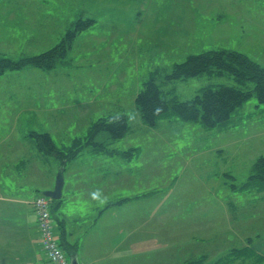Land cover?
<instances>
[{"label": "rangeland", "instance_id": "1", "mask_svg": "<svg viewBox=\"0 0 264 264\" xmlns=\"http://www.w3.org/2000/svg\"><path fill=\"white\" fill-rule=\"evenodd\" d=\"M80 20L95 23L77 36L65 63L52 71L26 68L0 77V127L6 128L1 131L17 139L27 132L33 142V134L48 132L63 152L94 141L69 166L77 189L98 181L96 165L88 166L93 146L102 143L101 154L113 158L103 174L129 199L115 209L114 227L137 230L127 245L139 239L141 264H185L201 256L205 264H243L231 260V249L242 236L247 241L264 236V213H256L253 203L259 186L243 188L264 157V104L253 96L215 129L174 115L150 128L135 98L153 76L167 100L180 102L206 87L238 86L217 73L163 82L192 55L237 52L264 67V0H0V58L17 61L53 49ZM122 116L130 124L123 139L105 132L91 138L95 124ZM133 148L137 152L129 160L115 154ZM137 194L148 196L135 199ZM222 197L234 208L230 214ZM259 206L264 212V203ZM234 217L244 226L251 219L248 229H237L238 242ZM56 234L58 240L57 229Z\"/></svg>", "mask_w": 264, "mask_h": 264}, {"label": "crops", "instance_id": "2", "mask_svg": "<svg viewBox=\"0 0 264 264\" xmlns=\"http://www.w3.org/2000/svg\"><path fill=\"white\" fill-rule=\"evenodd\" d=\"M2 120L3 117H0V122ZM2 129L6 128L0 127V264H50L44 254L42 256L40 253L38 218L33 202L43 192L54 189L56 176L61 169L65 178L63 195L60 201L52 202L51 212L57 233L59 232L58 239L68 244L66 253L69 260L74 258L77 264H141L145 261L139 259V239L136 240V246L134 242L130 247L127 245V239L130 237L134 241L132 236L138 235L137 230L124 233L122 228L114 227L117 222L115 209L122 208L129 199L124 198L122 189L112 188L107 181L109 176L103 174V170L107 165H111L113 158L101 154L99 149L102 143L97 144L100 147L93 146L96 149L91 152L95 157L92 158L93 165L88 166L91 168L96 165L98 181L90 187L85 183L81 186L85 187L84 189H77L79 182L69 166L76 162L79 156L84 155V149L76 159L63 165L58 156L44 155L32 138H29V133H18L20 138L17 139L15 133L1 131ZM45 134L51 137L48 132ZM61 145L65 147V144L59 146ZM89 158L88 151L86 159ZM263 192H257L255 199L258 202H253L258 204L256 213H264L259 206L264 203V195L260 196ZM147 196L137 194L134 198ZM118 197L119 200L114 201V198ZM215 200L218 201L219 198ZM222 201L225 211L230 214L234 208L229 206L224 197ZM185 213L188 215L187 211ZM176 215L177 218L180 217L178 210ZM231 221L236 222L233 234L234 240L237 241L235 238L241 235L237 229H248V221L250 224L251 219L245 226L239 224L237 217ZM240 241L231 249L237 252H234L237 259L243 264L247 262V258L264 264V236L248 241L242 236Z\"/></svg>", "mask_w": 264, "mask_h": 264}, {"label": "trees", "instance_id": "3", "mask_svg": "<svg viewBox=\"0 0 264 264\" xmlns=\"http://www.w3.org/2000/svg\"><path fill=\"white\" fill-rule=\"evenodd\" d=\"M94 23L95 21L93 20L78 21L60 44L42 54L24 57L17 61L5 57L0 58V77L7 73L20 72L26 68L43 71L54 70L60 63H65L77 36L90 29ZM213 73H217L220 76L228 75L234 78L238 86L220 85L216 88L206 87L192 100L180 102L165 98L166 93L157 84L156 76L148 79L144 83L143 89L135 98V105L144 125L156 128L162 119L169 115H174L183 122L200 123L206 129H215L227 124L232 119V116L251 100L253 96L256 97L258 104H264V67L255 63L246 55L237 52L213 51L197 56H189L185 62L176 65L173 71L165 76L163 82L189 80ZM249 84L254 86L253 90L250 89ZM89 130L91 138H93L94 134L105 132L113 140H119L129 133L130 124L125 116L114 117L112 119L101 120ZM32 137L35 138L34 143L44 155L58 156L63 165L76 159L85 147L94 143L90 139L86 140L84 144L81 141L74 148L72 147L69 151L63 152L61 148L56 146L48 134H33ZM100 146L99 151H105L103 145ZM136 152L137 149L133 148L129 152L120 154L115 152V154L129 160ZM252 184H258V192L264 191V157L256 161L250 181L243 188L246 189ZM55 240L66 252L68 244L56 239V227ZM40 248L42 250L41 246ZM234 252L236 251H233L231 254L236 255ZM235 257L231 260L234 261ZM185 264H205L204 256L197 262H187Z\"/></svg>", "mask_w": 264, "mask_h": 264}, {"label": "built area", "instance_id": "4", "mask_svg": "<svg viewBox=\"0 0 264 264\" xmlns=\"http://www.w3.org/2000/svg\"><path fill=\"white\" fill-rule=\"evenodd\" d=\"M34 212L38 218L40 246L45 259L50 264H71L66 252L55 240V224L51 213V201L39 196L33 202Z\"/></svg>", "mask_w": 264, "mask_h": 264}, {"label": "water", "instance_id": "5", "mask_svg": "<svg viewBox=\"0 0 264 264\" xmlns=\"http://www.w3.org/2000/svg\"><path fill=\"white\" fill-rule=\"evenodd\" d=\"M64 185H65L64 171L63 169H61L59 170L56 176L54 189L52 191L43 192L42 196L50 199L53 202H58L62 199ZM71 264H77L76 259L72 258Z\"/></svg>", "mask_w": 264, "mask_h": 264}]
</instances>
